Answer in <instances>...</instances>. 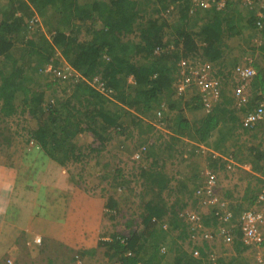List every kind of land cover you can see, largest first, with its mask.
Listing matches in <instances>:
<instances>
[{
    "label": "trees",
    "instance_id": "obj_1",
    "mask_svg": "<svg viewBox=\"0 0 264 264\" xmlns=\"http://www.w3.org/2000/svg\"><path fill=\"white\" fill-rule=\"evenodd\" d=\"M215 2L203 9L193 0H0V119L30 120L22 127L27 142L33 141L35 151H42L60 167L84 163L83 157L93 152L105 154L107 141L117 140L121 155H111L117 159L114 166L111 159L104 164L110 173L103 180L116 182L114 192L108 193L105 212L114 220L123 200L132 198L142 208L143 217L142 230L132 229L129 235L114 232L110 239L102 234L98 241V247L114 251L108 256H117L120 264H163L168 257L170 264L213 263L207 243L199 247V257L192 254L189 225L179 218L182 209H200L196 175L190 172L183 180L167 172L169 162L182 163L184 154L199 152L186 139L209 144L217 135L214 148L223 152L224 146L234 144L235 161L250 163L258 173L244 171V175L264 182V121L255 128L241 121L242 115L264 99V67L255 64L254 47L248 45L261 36L257 56L264 58V26L259 28L254 8L261 0H225L220 9ZM59 53L72 70V81L65 84L47 69L50 64L64 72ZM248 57L253 58L251 64L258 74L250 82L252 97L238 115L230 85L236 66L248 64ZM201 68L206 70L207 82H218L220 98L216 101L212 87L198 82ZM207 102L212 103L208 112L194 115ZM157 122L166 131L156 130ZM81 133L87 145L79 142ZM245 134L257 142L240 143ZM3 140L10 143L11 138L5 135ZM123 153L129 154L131 165L126 176L125 167L120 166ZM210 163L214 171L225 166L221 158ZM36 167L28 172L39 175L45 170L43 165L38 166L41 170ZM223 191L224 196L219 191L218 195L229 200L233 217L249 208L259 210L254 207V186L245 187L239 206L234 198L238 189ZM208 209L204 224H218L219 216ZM166 216L171 231L157 225ZM129 220L127 224L135 218ZM163 245L168 252L161 251ZM231 245L238 255L219 257L218 263L249 264L239 258L247 249L241 240L236 238ZM87 251L91 250L70 247L62 256ZM47 257V263H56L57 256Z\"/></svg>",
    "mask_w": 264,
    "mask_h": 264
},
{
    "label": "rangeland",
    "instance_id": "obj_2",
    "mask_svg": "<svg viewBox=\"0 0 264 264\" xmlns=\"http://www.w3.org/2000/svg\"><path fill=\"white\" fill-rule=\"evenodd\" d=\"M243 8L244 6L240 7V9H243ZM254 8L257 9V5H255ZM239 40L242 41V38ZM232 43L235 47V51L238 52L239 51L238 45L235 44L238 42L234 40ZM250 43L248 45L255 47L254 46L256 45L255 40H252ZM58 55H60V53ZM260 59L261 58H259V60ZM60 61L62 62V64H65V65H61L62 69L64 70V73L63 71L62 73L68 77L66 79H63L64 83L66 81H72L71 80L72 71L70 70L71 68L70 64H67V62L64 61L63 59L62 60L60 59ZM47 69L50 70V72L51 71L53 72L51 74H55L54 72H58L57 71L58 69H54L53 65H47ZM231 83H232L230 85L231 93L230 91L229 93L230 95L231 94L234 95L233 96L234 102L236 103L237 108H239L237 104L235 92H234V87H235L234 85L236 84L235 79H233ZM248 93H249V89H248ZM211 106H212V103L208 102L207 107H205L204 110H201L199 112V115L206 114L205 111L208 112ZM25 119L26 118L24 117L19 118V119L10 118L8 119V122L0 119L1 120L0 121V158L3 157L5 159V157L10 156L9 160L11 161V163L12 162L13 164L15 163L16 168L19 167L22 169V172H21L22 174L25 172L27 173L28 171H31V168L34 165H37L36 168L40 170L41 168L38 166L43 165V167L45 168V170H43L44 175H42L41 171L39 172L40 173L39 175L38 173L30 174V177L33 180L32 181L33 186H36L35 192L34 193L29 192L28 194H26L27 198H24L23 194L19 196V205L21 206V210L17 211V216L21 220V222L17 226L18 227L17 238L19 240L25 237L26 235L25 233L26 231H28L27 229L28 225L30 226L29 228L30 231L32 230L33 232H37V233L42 231V229L39 228L38 223L35 224V217H37V211H38V209L36 210V207L39 206L40 199H42V203L46 205L48 204V202L50 203L51 201L55 203L54 199H56L57 197H59V200H56V201H60V202H56L55 204H60L66 199L70 203L71 202L73 204L75 203L74 204L75 207H73L72 210L74 212H80V213H81V208L86 210L87 204L89 203V201L94 200L92 201L91 204L97 205L98 208H100L99 210L100 213H99L98 220H93L92 224H93V228L98 227L97 232H98L99 239L103 237L102 234H105L107 238H109L110 237L109 235L114 232L115 233L120 232L122 234L124 233L125 235H129L132 229L137 228V229L142 230L143 227L139 226L142 223V218H143L141 216L142 208L139 207L137 202H135V200L132 198L128 201L123 200L122 202L123 204L120 205L122 210L118 212V216L114 220L109 219L108 215L105 212L106 210L105 205L107 203V197L109 196L108 193L112 194V192H114L113 187L115 185L114 183L116 182L112 178L111 179L109 178L108 179L109 181H107L106 179L103 180L102 176L105 175L106 173L108 174L110 173L109 168H104V164L106 160L111 159V162H112L111 165L113 166L117 162V159L113 160L112 159L113 157L111 156L112 154L114 153L116 154L119 152V149L116 148L117 140L115 138H113L112 141H107L106 149L104 151L105 154H101L100 156H98L96 152H93V154L90 153L83 157V160H85L84 163L70 162L67 166L60 167L55 161L48 158L42 151H39V152H37L38 150L35 151L33 144H29L27 142L26 140L27 134L25 130L22 129V127H24L25 125H28L30 120L26 121ZM155 126H156V130L158 131H166L161 126V123L157 122ZM16 131H19V134H17ZM158 131H155V132H158ZM5 135H9V137L11 138L10 143L4 142L3 137ZM216 139H217V135H215L214 137L210 138V140H208L209 144H205V143L203 144L201 142L194 141L195 144L193 143V145H197L198 147L197 150L199 152L202 147L204 149H207L213 152L215 151V152H218L219 154H223V156L227 154H232V155L234 154L232 153V150L235 149V146H233L234 144H227L226 146H224V148L222 149H225L226 152H223L221 149L218 150L214 148V141ZM81 140L86 145L88 144V141L85 135L82 133L80 135V140H79L80 143H82ZM186 140H189V139H186ZM256 142H257L256 138L253 139L252 136H249L248 134H245L240 139V143H243L246 146H250L252 143H256ZM85 144H84L85 146L84 151L87 152L88 149ZM37 153L39 154L38 155L39 165L36 163ZM119 154L121 155L120 152ZM128 156L129 154L123 153L124 162L120 164V166L125 167V170H123V173L125 176L127 174L126 173L127 169L129 168V166H131V165H128V163H130V158ZM185 157H188V156L185 155ZM185 157H183L182 159H186ZM246 157L247 159L250 158L249 155H247ZM182 159H181V162L183 163V165H181L182 163L180 162L173 164V165L169 162L167 166V172L169 174H176L177 175L176 177H178L179 179H183V180L186 179L187 177L186 174H189L190 172L191 174H195V175L198 174L197 179H195V181L198 183V187H201L205 181L203 178L205 177V169H206L205 167H207L210 163L207 161V159H205V156H203L202 159L201 158L193 159V161L192 160L183 161ZM127 160L129 162H126ZM242 163H244L243 166L249 165L248 162H242ZM244 173L245 172L240 170V168L239 169L238 168L229 169L227 167V164L225 163L224 168H221V169L219 168L216 171V174L218 176V182H217V188H216L217 192L219 191L221 195L224 196L223 190L225 189H232V188L241 189L242 187L244 188L248 186L259 187L260 184L262 187H264V182L261 183L258 180H256V178L255 179L251 177L249 178L246 175H244ZM192 183H190V185ZM234 185H236L237 187H234ZM104 187H109L108 191L104 190ZM122 197L123 196H121V198ZM221 199L222 201L224 200L225 203L229 205L228 199H225V197ZM254 207L259 208V210L264 212V205H255ZM205 209L202 208V209H199V211L203 213L205 212ZM208 210L212 211L213 209L211 208ZM39 211L44 213L45 210L43 211V209L39 208ZM181 212L182 211L180 210L179 213ZM42 213L40 214V218L42 217ZM134 218H135V221L128 222V224L126 223L127 220L129 219L131 220ZM179 218L182 219L181 217ZM67 220H68V223H66ZM66 221H65V224H62L60 222L59 226L58 224L57 226L54 225L51 227V229H55L56 231L59 230L58 235L62 233L61 235L65 241L64 243L67 242L73 245V240L75 238H73L74 236L71 234H73V231L74 232L81 231V228L83 225L76 221L69 223L70 218L68 217ZM169 221H170V217L166 216L165 219L162 222L157 223V225L158 226L161 225V227L166 228L165 230L171 231L172 229H171V225L169 224ZM184 223H186V221H184ZM64 226L66 227L65 231L63 229ZM218 226L219 225L216 224L214 227L210 229L215 231V227L217 229ZM190 230H192V224H191ZM263 231H264V228H263ZM13 241H16V240L14 239ZM212 241H214L215 244L217 243L216 248H215L216 249L215 251H217L216 252L217 255H218V252H224V251H229L232 253V248H231L232 245L228 244L227 242H222L227 245L225 247L221 243L220 239H214V240H211V242ZM186 245H188V243H186ZM68 251H69V248H65V246L57 245L56 250H54V254H56L57 252L69 253ZM83 251L84 249H82L80 252H83ZM191 251H193V249ZM11 252L13 253V250ZM108 253L113 254L114 251H111V250L109 251L108 248H106L105 246L103 247L96 246L94 248H91L90 252L87 251V252H84V254L72 253V254L67 255L66 257L62 256V254H59L57 255V258L59 259V264H105V263L106 264H120L117 259V256L110 257L108 256ZM242 253H244L245 256L249 255L251 257L250 264H259L257 262V258L259 256L264 257V248L260 250H255V248H253L250 251L245 249V250H242ZM77 254L80 255V257L76 256ZM89 254L92 258V263L88 262L87 260L85 261L84 259V257ZM74 255H75V259H72ZM92 256H96L98 259V262H94L95 258H93ZM9 257L11 256L7 255L6 264H15V262L12 259L13 257L11 258ZM101 259H102V262H100ZM11 261L12 263H10ZM27 264H49V263H47V258H45L43 255L38 253V254H33V256L31 255ZM163 264H170V263L168 260L164 259Z\"/></svg>",
    "mask_w": 264,
    "mask_h": 264
},
{
    "label": "crops",
    "instance_id": "obj_3",
    "mask_svg": "<svg viewBox=\"0 0 264 264\" xmlns=\"http://www.w3.org/2000/svg\"><path fill=\"white\" fill-rule=\"evenodd\" d=\"M257 10H258V7L255 11L256 13H257ZM89 24H90V21H89ZM84 28L88 29V27L87 28L84 27ZM84 31H83V33H84V35H86V33ZM256 35H259V33H256ZM259 37H261V36H256L253 39L256 41V45H254L255 47H254L253 53H254V56H256L255 57V64L259 67L260 66L262 67V64L264 65V62H263L264 58H263V56L262 57L257 56L258 55L257 52L260 51L259 47L257 49V45H258V43H260ZM60 56H61L60 57L61 60L63 59L64 61H66L63 58L62 54ZM259 58H261V59L259 60ZM60 63H61V65H65V64H62L61 61H60ZM67 64H69V63L67 62ZM233 79H235V78L233 77ZM236 85L237 84H235L234 86L236 87ZM249 89H250L249 90V99H251V97H252V95H251L252 94L251 84H250ZM231 96L233 97L234 95L231 94ZM207 104H208V102H207ZM207 104L205 103V105H206L205 107H207ZM237 104H238V101H237ZM234 106L237 108L236 103L234 104ZM238 106H239V108H237L238 109L237 113L239 115V114H241V110H243L242 107H244V106H240V104H238ZM253 107H256V106H253ZM204 109L205 108H203L202 110H204ZM199 112L200 111H196L194 113V115L201 116V115H199ZM205 113H206V111H205ZM242 118H243V115H242ZM242 118H241V121H242ZM186 141L189 142L190 144L194 143V141H191V140H186ZM28 143L33 144V141H30ZM190 146H192V145H190ZM192 148H193V146H192ZM37 152H39V150ZM198 153H201V152H198ZM198 153L197 154L194 153V156H190L189 153L184 154V157H185V155L188 156V157H185L187 159L185 161H189V160L193 161V159H196V158L202 159L203 156H205V159H207V161L209 163L211 162V159L215 160V158H212V156H210V155H207V154L205 155L202 153L200 155ZM233 157L235 158L234 154H233ZM9 159H10V156L5 157V159L3 157L0 158V264H6L7 255H10L11 257H13L12 259L15 262V264H27L31 255L33 256V254H38V253H40L41 255H43L47 259H48L47 255H50L53 258L59 254L63 255L64 252L63 253L57 252L56 254H54V250H56L57 245L65 246V248L71 247V248H73L75 250H79V251H81L82 249L91 250V248L96 247L98 244V241H99L98 232H97L98 227L93 228L92 221L98 220L100 208H98V206L95 204L94 205L91 204L92 201H94L92 199H91L92 201H89V203L87 204L86 210L81 208V213L80 212H74L72 209H73V207H75V205H74L75 203L74 204L72 202L70 203L67 200H64L60 204H55L56 202H60V201H56V200H59V197L54 199L55 203L53 201H51L50 203L48 202V204H46V205L43 203H41V204L39 203V206L36 207V210L38 209V211H37V217H35V224L38 223V226L40 229H42V231H40L39 233L33 232L32 230L30 231L29 230L30 226L28 225V227H27L28 231H26L25 237L22 238L21 240H19L17 238V234H18V227L17 226L21 222V220L17 216V211L21 210V206L19 205V196L21 194H23L24 198H27L26 194H28L29 192L34 193L36 186H33V183H32L33 180L30 177L31 173L25 172L22 174L21 173L22 169L19 167L16 168L15 163L14 164H13V162L11 163V161ZM210 164L207 167H205L206 168L205 172L207 169H211ZM181 165H183V163ZM239 167H240V170H242V171L253 172L250 163L248 166H243V164L242 165L236 164L234 166V168H238V169H239ZM188 171H189V169H188ZM253 173H255V172H253ZM255 174H257V172ZM42 175H44V173H42ZM186 175H188V174H186ZM197 175H196V179H197ZM263 179H264V177H263ZM237 181H235V182H237ZM234 187H237V186L234 185ZM260 188H262L261 184L259 185V187H255V193L257 195L259 193L258 191H260ZM244 189H245V187L244 188L242 187L241 189H238L239 191L236 192V194H234V198H235V201H237L236 204H238V206L240 203L239 201L242 199V197L244 195ZM238 198H239V200H238ZM200 202L201 201L199 200V203H198L199 207H201ZM243 202L244 201L242 199V203ZM68 203H69V205H68ZM240 205H241V203H240ZM243 206L247 207L248 205H243ZM39 208L43 209V211L45 210L44 213L40 212ZM65 208H66V211H65ZM186 209H188V208H186ZM186 209H182L181 211H185ZM201 209H202V207H201ZM41 213H42V217L40 218ZM203 214H204V212H203ZM235 214H236V212H235ZM237 214H239V212ZM67 217L70 218L69 223L76 221V222H79L80 224L83 225L81 228V231H77V232L73 231V234H71L74 236L73 238H75L73 240V245H71L70 243H67V242L64 243L65 241L61 235L62 233L60 235H58L59 230L56 231L55 229H51V227L54 225L57 226V224H58V226H59L60 222L62 224H65ZM179 217H180V213H179ZM68 220L66 221V223H68ZM186 224H188V223H186ZM214 226H215V224H206L205 225V227H207V228L208 227L212 228ZM63 229L65 231L66 227L64 226ZM238 231H239V229H237V232H235V233H239ZM46 237H49L47 240L48 241L47 244H45V242H44V239ZM38 238H40V241H37ZM14 239L16 241H13ZM204 242H207V241H204ZM204 242H202V246H203ZM207 244L210 248V251L216 250L215 248H216L217 243L215 244V242L212 241V242H207ZM222 244L225 247L227 246L225 243H222ZM54 245H55V247H53ZM231 248H232V253L229 251L218 252V255H217V253H213L215 255V260H214L215 264H219L218 263L219 257L224 258V259H230L233 257V255L234 256L238 255V253L235 250L233 245L231 246ZM253 248L254 247H248L246 250L250 251ZM12 250H13V253L11 252ZM76 256L80 257V255H78V254ZM239 256L238 257L240 259H242L244 261H248L250 264L251 257L249 255L245 256L244 253H239ZM11 257H9V258H11ZM92 257L95 258L94 262H98V259L96 256H92ZM84 259H85V261L87 260L88 262L92 263V258L90 256V254L86 255L84 257ZM167 260L169 262H171L169 257ZM47 262H48V260H47ZM100 262H102V259L100 260ZM54 264H59L58 258H56V263H54ZM212 264H214V263H212Z\"/></svg>",
    "mask_w": 264,
    "mask_h": 264
},
{
    "label": "built area",
    "instance_id": "obj_4",
    "mask_svg": "<svg viewBox=\"0 0 264 264\" xmlns=\"http://www.w3.org/2000/svg\"><path fill=\"white\" fill-rule=\"evenodd\" d=\"M194 5H197L200 8H209L212 4H214V0H193ZM246 2H252V0H246ZM216 3V2H215ZM225 0H222V2L216 3V6L219 8L224 7ZM258 10L256 13L257 16V24L259 28H262L264 26V0H261L260 4L257 5ZM248 64H240L237 65L234 70V78L237 81V85L234 88L236 100L241 105H246L249 101V93H248V87L250 82L254 79V77L258 74L257 69L255 66H253L252 59L250 57L247 58ZM71 70V68H70ZM56 71V70H55ZM72 71V70H71ZM201 72V75L198 77V82L205 86L212 87L213 92V99L217 100L219 96V92L217 90V81H209L207 82L205 77V68H201L199 70ZM58 76H61L63 79L68 78L65 74L62 72H54ZM199 73V72H198ZM54 74V75H55ZM96 79L94 80L93 84L96 85ZM99 84V86H101ZM98 86V85H97ZM104 87H101V91H104ZM182 88V87H181ZM208 105V104H207ZM243 124L246 127L249 128H255L259 123L264 121V99H261V101L257 104V106L250 111H247L245 115H243L242 118ZM200 152L202 154H207L212 156V158H221L225 163L227 164V167L229 169H233L234 165L238 164L235 162V158H233L232 154H219L218 152H213L207 149H204L201 147ZM204 183L201 187H198V194H201L200 198V206L202 208H212V212H215L216 215L219 216V223L218 228L213 232V230H207L204 231L203 235L205 238H213L217 237L222 239L224 242H227L228 244H231L232 241L236 237L237 228L241 231V238L240 240L243 242L244 245L249 247H254L258 250L263 248L264 246V214L262 211L255 210L252 208L246 209L240 213L239 216L233 217L234 213L232 210H230L229 205L225 203V201L221 199V197L218 195V192L216 190L217 188V182H218V176L216 172L212 169H207L205 172L204 177ZM257 203L264 202V187L259 192L257 196ZM200 207V209H201ZM180 217H182L184 220H186L190 225L192 224V230H194L193 236L196 235L197 230L201 227L202 221H203V213L201 211H198L197 209H194L193 211H190L189 209H186L185 211H182L180 213ZM195 254L198 255L199 252L196 250ZM211 258L214 261L215 255L211 254ZM259 261H263V257H258ZM12 263V261L10 262ZM215 264V262H214Z\"/></svg>",
    "mask_w": 264,
    "mask_h": 264
},
{
    "label": "clouds",
    "instance_id": "obj_5",
    "mask_svg": "<svg viewBox=\"0 0 264 264\" xmlns=\"http://www.w3.org/2000/svg\"><path fill=\"white\" fill-rule=\"evenodd\" d=\"M225 6V5H224ZM220 9V8H219ZM219 99V98H218ZM216 101V100H215ZM239 104V103H238ZM241 105V104H240ZM241 106H244V105H241ZM225 162V161H224ZM235 166V165H234ZM216 172V171H215ZM258 196V195H257ZM257 205H261V204H259V203H256ZM259 211H261V210H259ZM263 212V211H262ZM263 214H264V212H263ZM239 215H240V213H239ZM238 215V216H239ZM235 216H237V215H235ZM182 218V217H181ZM203 219H204V215H203ZM182 220H184L183 218H182ZM184 221H186V220H184ZM186 223H188L187 221H186ZM188 225H189V230H190V228H191V225H190V223H188ZM202 225H203V227H201L200 229H199V231L197 230V232H196V235L195 236H193V234H194V230H190V239H191V241H192V244H193V251H192V254L194 255V256H197V257H199L200 255H201V248H199V247H204V244H203V246H202V242H204V241H207V242H211V240H214V239H220V238H217V237H213V238H205L204 237V235H203V233H204V231H207V230H211L210 228H207V227H205V224H204V222L202 221ZM263 228H264V226H263ZM166 229V228H165ZM238 229V228H237ZM214 232V231H213ZM238 235V233H236V237H235V239L236 238H238V239H240L241 238V236L240 237H238L237 236ZM234 239V240H235ZM37 241H40V238H38L37 239ZM220 241L221 242H224L222 239H220ZM207 242H204V243H207ZM242 242V241H241ZM243 243V242H242ZM231 245V244H230ZM244 246H246V245H244ZM247 248L249 247V246H246ZM263 248H264V246H263ZM161 251L162 252H168V249H167V246L166 245H163L162 247H161ZM262 249V248H261ZM198 251L199 252V254L198 255H196L195 254V251ZM255 250H258V249H255ZM213 253H216V251L215 250H211L210 251V253H209V257H210V259L212 260V258H211V254H213ZM261 257H263V256H261ZM213 261V260H212ZM257 262L259 263V264H264V257H263V261H259L258 260V258H257ZM213 263H214V261H213Z\"/></svg>",
    "mask_w": 264,
    "mask_h": 264
}]
</instances>
